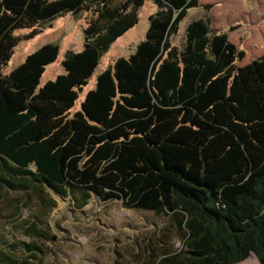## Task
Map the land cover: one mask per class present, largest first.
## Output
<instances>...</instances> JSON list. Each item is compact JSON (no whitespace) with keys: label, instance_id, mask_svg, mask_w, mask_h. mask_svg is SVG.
Returning <instances> with one entry per match:
<instances>
[{"label":"trees","instance_id":"1","mask_svg":"<svg viewBox=\"0 0 264 264\" xmlns=\"http://www.w3.org/2000/svg\"><path fill=\"white\" fill-rule=\"evenodd\" d=\"M147 1L157 9L145 38L97 76L75 109ZM193 8L206 15L176 45ZM212 8L199 0H0V218L26 237L0 235V264L59 256L48 250L58 197L79 209L92 198L119 201L161 219L142 224L149 230L132 259L120 250L116 264H237L252 253L264 264V53L240 65L246 53L213 28ZM68 13L87 19L83 49L66 52L64 73L41 85L59 41L4 73L21 40Z\"/></svg>","mask_w":264,"mask_h":264},{"label":"rangeland","instance_id":"2","mask_svg":"<svg viewBox=\"0 0 264 264\" xmlns=\"http://www.w3.org/2000/svg\"><path fill=\"white\" fill-rule=\"evenodd\" d=\"M201 4L213 6L209 16L212 18L214 29L228 34L231 42L246 53L239 63L246 64L264 53V0H199ZM157 9L152 1H147L139 11L138 24L116 40L101 58L100 64L88 80L87 86L80 94L75 109L80 107L88 90L96 85L97 76L119 57H128L137 45L145 38L149 27V16ZM206 11L202 8H193L189 16L182 23L178 35L172 41L182 45L185 38V28L195 18L204 17ZM86 13L81 16L65 14L58 17L49 26L41 27L40 33L29 40H21L15 52L4 68V73H10L22 63L26 56L42 45L60 42V52L56 61L47 66L41 85L55 79L64 73L62 64L68 50L81 51L84 45V28L86 27ZM29 29L18 30L16 35L24 37ZM57 207L48 216L51 232L56 237L48 244L50 249L58 251L59 256L47 254L46 264H116L117 253L124 252L127 259H132V251L137 238L149 229L142 224L151 225L153 221L161 220L154 214H143L126 209L121 202L111 201L102 203L97 198L79 209L74 206L70 197H58ZM32 205L30 210L36 208ZM24 210L25 216L29 214ZM5 214V212L3 213ZM161 222V221H160ZM140 225V226H137ZM145 227V226H144ZM139 231H138V230ZM142 229V230H141ZM10 239L17 235L18 240H26L23 230L16 229L15 224H7L0 218V235L6 234ZM126 247V250L124 249ZM134 264V263H131ZM237 264H261L258 257L252 253L243 262Z\"/></svg>","mask_w":264,"mask_h":264}]
</instances>
